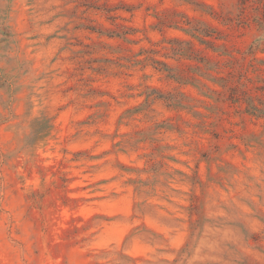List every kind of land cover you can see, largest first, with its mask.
<instances>
[{
    "label": "rangeland",
    "instance_id": "1",
    "mask_svg": "<svg viewBox=\"0 0 264 264\" xmlns=\"http://www.w3.org/2000/svg\"><path fill=\"white\" fill-rule=\"evenodd\" d=\"M0 264H264V0H0Z\"/></svg>",
    "mask_w": 264,
    "mask_h": 264
}]
</instances>
